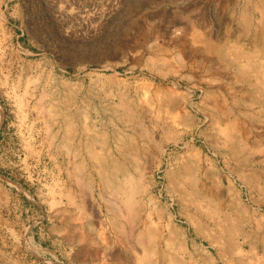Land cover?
<instances>
[{"label":"rangeland","instance_id":"374dc122","mask_svg":"<svg viewBox=\"0 0 264 264\" xmlns=\"http://www.w3.org/2000/svg\"><path fill=\"white\" fill-rule=\"evenodd\" d=\"M0 264H264V0H0Z\"/></svg>","mask_w":264,"mask_h":264},{"label":"bare ground","instance_id":"6f19581e","mask_svg":"<svg viewBox=\"0 0 264 264\" xmlns=\"http://www.w3.org/2000/svg\"><path fill=\"white\" fill-rule=\"evenodd\" d=\"M256 6V5H255ZM258 7V6H257Z\"/></svg>","mask_w":264,"mask_h":264}]
</instances>
